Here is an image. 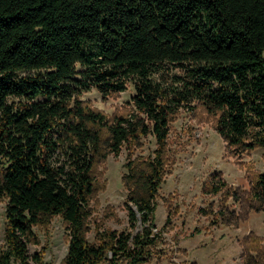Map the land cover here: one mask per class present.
Returning <instances> with one entry per match:
<instances>
[{
    "label": "trees",
    "instance_id": "obj_1",
    "mask_svg": "<svg viewBox=\"0 0 264 264\" xmlns=\"http://www.w3.org/2000/svg\"><path fill=\"white\" fill-rule=\"evenodd\" d=\"M174 69L177 72H174ZM133 82V112L109 116L80 98ZM202 106L228 146L264 148V0H0V264H45L35 226L65 222L60 264H144L160 253L157 196L170 122ZM154 134L155 155L129 160L123 180L133 230L88 232L97 165ZM250 189L213 172L202 191L264 209V172ZM226 223L234 212L222 207Z\"/></svg>",
    "mask_w": 264,
    "mask_h": 264
},
{
    "label": "rangeland",
    "instance_id": "obj_2",
    "mask_svg": "<svg viewBox=\"0 0 264 264\" xmlns=\"http://www.w3.org/2000/svg\"><path fill=\"white\" fill-rule=\"evenodd\" d=\"M177 70V69H176ZM174 69V72H177ZM133 82L114 95L102 94L96 86L84 89L80 98L109 116L133 112ZM170 122L166 150V174L157 196L155 231H161L160 253L144 264H264V209H251L225 191L206 194L205 180L222 172L229 184L250 189L247 166L264 172V148L238 151L228 146L206 118L202 106L180 108ZM154 134L135 145L125 143L119 155L110 153L96 168L98 189L91 201L90 240L97 229L133 230L128 214L129 190L124 184L127 162L153 157L157 148ZM7 201H0V252L6 247ZM222 207L234 212L235 221L226 223L219 215ZM37 243L29 253L43 252L45 264H60L68 252L69 236L61 216L48 226H35ZM101 264H110L105 261Z\"/></svg>",
    "mask_w": 264,
    "mask_h": 264
}]
</instances>
